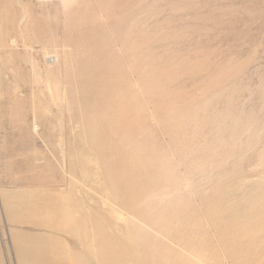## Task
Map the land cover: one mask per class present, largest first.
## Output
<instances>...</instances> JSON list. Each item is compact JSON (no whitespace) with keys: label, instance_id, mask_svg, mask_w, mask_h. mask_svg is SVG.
<instances>
[{"label":"rangeland","instance_id":"374dc122","mask_svg":"<svg viewBox=\"0 0 264 264\" xmlns=\"http://www.w3.org/2000/svg\"><path fill=\"white\" fill-rule=\"evenodd\" d=\"M0 264H264V0H0Z\"/></svg>","mask_w":264,"mask_h":264}]
</instances>
